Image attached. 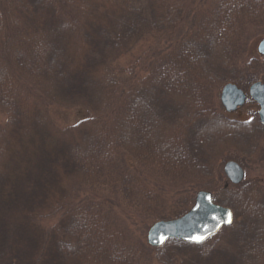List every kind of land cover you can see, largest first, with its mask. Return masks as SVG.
Segmentation results:
<instances>
[{
    "label": "trees",
    "instance_id": "16d2710c",
    "mask_svg": "<svg viewBox=\"0 0 264 264\" xmlns=\"http://www.w3.org/2000/svg\"><path fill=\"white\" fill-rule=\"evenodd\" d=\"M55 30L66 31L77 45L74 65L83 61L64 78L62 64L44 63L47 41L57 45L55 35L48 37ZM145 34L154 39L149 65L126 74L114 69V60ZM262 36L264 0H0V65L7 64L0 105L6 95L26 105L31 116L49 103L82 104L92 111L64 128L47 121L60 139L46 154L40 150L23 173H8L5 162L0 164V264H130L129 255L149 249L163 264H175L178 256L180 264H264V255L253 253L264 254V174L222 188L230 192L226 200L214 193L232 205L235 220L202 243L171 238L154 248L137 239L134 227L170 198L223 181L220 160L230 156L222 139L211 141L215 134L226 133L225 142L234 138L230 149L245 160L261 148L264 123L257 115L231 118L220 90L228 80L249 86L264 78V56L252 51ZM45 79L62 92H45ZM98 86L110 97L109 112L108 101L100 108ZM89 140L84 154L72 153ZM116 150L123 164L113 170L106 159ZM135 154L146 157L137 167L127 160ZM214 160L220 162L216 168ZM99 163L103 182L95 185L87 177L82 186V174L90 175ZM148 173L180 188L162 195V189L142 182Z\"/></svg>",
    "mask_w": 264,
    "mask_h": 264
},
{
    "label": "rangeland",
    "instance_id": "374dc122",
    "mask_svg": "<svg viewBox=\"0 0 264 264\" xmlns=\"http://www.w3.org/2000/svg\"><path fill=\"white\" fill-rule=\"evenodd\" d=\"M106 20L108 21L109 25L108 27H105L106 28L105 30L107 29L110 30L111 29L110 17H106ZM245 25H246V30H248L249 24L245 23L244 26ZM252 25L254 24H251L250 28L252 27ZM54 35L56 38L54 37ZM48 37L55 38L57 40V45L55 44L54 40H51V41L48 40L47 42L49 43V45L48 44L46 45L48 47L43 48L45 49L43 56L44 57L46 56L47 58V61H44V63L47 65L46 68H51L54 65L59 64V63L62 64L64 67V72H62L61 77L63 78L66 77L64 76L65 74L76 72L77 70L82 68L83 61L74 65L76 62L79 61V57L77 53L78 50H76L74 47L77 45L68 39L69 35L66 31L61 30V31L56 32L55 30L51 32ZM153 40L154 39L150 35L145 34L141 36L139 39H137L135 44H133L132 48L123 52L114 60L113 68L116 69L117 71H121L122 73L126 74L128 72V69H131L132 71L133 69L138 70L140 66H142V63H144L145 65H149V62L152 61V58H153V52H150V46ZM259 40L260 38H258L254 42L253 47H252L253 53L257 55L260 54L257 48ZM53 54H54V57H51V55ZM49 57L51 58L49 59ZM5 65L7 64L1 63L0 65V78H4L7 75V70H6ZM258 79L264 80L262 76L258 77L256 80ZM254 81H252L251 83H253ZM45 83L47 86L44 88L45 92H48L49 94L53 93L55 95H59L62 92L60 88L61 86L60 87L57 86L54 82H52L51 79L50 80L45 79ZM120 83L122 82L120 81ZM248 89H249V86L247 87L246 90L248 91ZM105 92L106 90L101 86L100 87L98 86L96 89V93H98V97H99L98 101L102 105L100 106V108L102 109L103 106L105 107L104 105L105 101H108L107 111L109 112L111 101H110V97H107V94ZM27 93L32 96L30 92H27ZM3 97L6 99L3 102L4 106L0 105V129H1L0 130V142H2L1 146L3 147L1 151L2 155H0V164L5 162V167L3 169L6 170L8 173H23L26 169H28V167L33 166L34 162L37 159L36 156H38L40 150H41V154L42 153L46 154V149L52 146L55 137L60 139V137L56 136V134L53 133V130L50 129L47 121H53V124L61 128H64L70 124L74 125L84 119H87L90 113L92 112V111L91 112L89 111L90 109H88L87 106L85 107L82 104L65 105L61 103H49L48 105H46V107H44V109H41L40 111H37L36 113H33L34 116H31V114L29 115L24 109L26 108V105L22 103H18V101L16 100V97L6 96V95ZM259 108L260 107H259L258 102L255 99L249 98L247 99L246 103L241 108H239L238 110L231 111L227 114L231 118L232 117L233 118L234 117L247 118L250 115H253L254 112L258 110ZM98 112H99V109H98ZM256 113L257 112H255V114ZM30 120L32 121L31 127L28 128L27 125H29ZM33 121H36V123H34ZM89 121H96V120L91 119ZM16 124L19 126L18 130L14 129V126ZM63 137H64V134H62V138L60 141H63ZM226 137H227L226 133L220 132L212 136V139H211V141H214V142H216V140L222 139V144L224 147L223 151L225 152L227 151V154L229 153L228 156H230V157H225V158L221 157V160H220L223 171H224L223 181L219 182L218 179L216 178L215 179L216 183L214 185H212V183L210 184L214 191L210 188L205 187V188H198V189L196 188L195 191L194 189H192L190 192H186L183 198L176 197V195H173V196L166 195V198L176 197L177 199L170 198L166 203L164 202L163 205L158 206L157 208H153L152 212L149 214L148 218L146 219L144 223H140L136 221L134 227H135V230H137V235H136V237L138 236L137 239L141 241H145L147 243L148 242L147 234H148V230L151 227V225L158 219L176 216L188 210L193 205L196 194L200 189L212 190L213 193H217L219 198H221L220 200H226L225 195H228L230 192H225L222 190V188L228 186L227 183H229V185L234 184L229 179L228 175H226L225 170H224V165L228 159L233 158L234 160H237L241 165H243L247 170V177L248 176L257 177L259 175L264 174V137L261 139V148L258 149V152L255 153L253 156H250L249 157L250 159L248 160L243 159L242 155L238 153L237 151L235 152L233 150L231 151L230 147L232 148L236 147V144H234V142L232 141L234 138L233 139L227 138V142H225L224 139ZM90 140L88 144H86L84 147L82 148L76 147L77 148L76 150L74 148L72 153H75V155L77 153L84 154L87 149V146H90L93 143ZM58 146L61 147L60 142H58ZM214 148H217L215 144H213L212 151ZM111 155H112L111 158L107 157L106 161L109 162L108 167L111 168L113 166L112 169L115 170L121 164H123V161L121 159L119 151L117 150L113 151L111 152ZM219 155H223V153ZM145 159L146 157L137 158L135 154L132 157L128 156L127 160L130 162V164L133 167H137L138 163H140V161H144ZM186 161L189 164L191 163V161L189 160H186ZM220 162L218 160H214L213 161L214 168H216L215 166L218 167ZM94 163H96V161ZM99 164L100 165H98L97 167H94V170L90 171V175L87 174L86 176V174H82V176L84 177L80 179L82 186L87 177L91 180L93 184L99 185V182L102 179V175H101L102 173L100 172V169H99V167H101V163ZM183 164H187V163L184 161ZM147 165L151 166L150 164H147ZM147 169H149V172H153L152 171L153 169H151L150 167H147L146 170ZM133 172H137V170ZM114 174L115 176H117V173L114 172ZM119 176H117L116 179L119 178ZM193 178L196 179L195 177ZM189 179H192V177H189ZM189 179L186 181V186L192 183V181H190ZM201 181H204V182L207 181L210 183L211 177L210 179H205V178L198 179V180L196 179V182H201ZM142 182H147V185H151V186L155 185L157 188H159V190L162 189L161 190L162 195L164 194V190H171V189L173 190L174 188L178 190V188H180L176 185V181H171V183H166V179L164 177H157V175L153 173L144 174V179ZM103 192L104 193H101L103 196L106 193H108V191L105 189ZM18 194L19 192L15 194V196ZM152 195H154L153 192H152ZM92 197H94V195L87 196V198L89 199ZM87 198L85 197V199ZM178 199L180 200L177 201ZM159 200L162 201L164 200V198L161 197L159 198ZM173 200H176V201L171 202ZM190 201L191 203L189 205H186ZM220 202L223 203L224 205H228L232 207V205L229 203H226L224 201L223 202L220 201ZM88 205H89V202H86L84 204V207H88ZM7 210L9 211V209ZM156 216L158 217L156 218ZM138 219L140 220V218ZM262 239L264 242V238ZM122 241L123 240H121V243L119 244L120 246H123ZM118 250H120V248ZM136 251L137 252H134V254L132 253L133 256L129 255L127 263H130V264H163L161 263V261H159L156 258L155 252L151 249L147 251L149 255H147V253L143 251L142 252L139 250H136ZM127 252L128 251L126 249L125 255L127 254ZM261 252L262 251L260 249L259 251L255 250V252L253 253L258 256L264 255V254H260ZM253 253H250L249 255L251 254L253 255ZM181 257L183 256H178L179 260H177L175 264H180V262L182 261ZM92 262L95 263L94 260H92Z\"/></svg>",
    "mask_w": 264,
    "mask_h": 264
},
{
    "label": "water",
    "instance_id": "95a60500",
    "mask_svg": "<svg viewBox=\"0 0 264 264\" xmlns=\"http://www.w3.org/2000/svg\"><path fill=\"white\" fill-rule=\"evenodd\" d=\"M257 48L264 54V37L259 40ZM250 92L261 105L259 113L264 121V81L253 82ZM245 97V91L235 82L229 81L222 87L221 99L228 110L241 106ZM224 169L233 182H239L245 176V170L237 160H227ZM229 214H231L232 223L234 220L232 207L215 202L210 190L201 189L197 192L193 205L185 213L154 222L148 231V240L154 245H161L170 237H179L193 242H196L193 237H204L203 240H205L223 225L230 224L227 223Z\"/></svg>",
    "mask_w": 264,
    "mask_h": 264
},
{
    "label": "flooded vegetation",
    "instance_id": "af4514ba",
    "mask_svg": "<svg viewBox=\"0 0 264 264\" xmlns=\"http://www.w3.org/2000/svg\"><path fill=\"white\" fill-rule=\"evenodd\" d=\"M263 80V79H262ZM229 81H232V82H235V83H237V85L239 86V87H241L244 91H245V94H246V97H245V101H244V103L241 105V106H239L238 108H236V109H234V110H238L239 108H241L245 103H246V101H247V99H255L256 101H257V99L250 93V87H249V89H248V91L246 90L247 89V87L248 86H243V85H241L238 81H236V80H228L227 82H229ZM227 82H225V83H227ZM220 101H221V103H222V105H223V107H224V109H225V111L227 112V113H229V112H231V111H234V110H228L227 108H226V106L224 105V103H223V101H222V99H221V90H220ZM258 102V101H257ZM258 104H259V107L261 108V105H260V103L258 102ZM260 108L258 109V110H256L255 112H257L256 114H255V112H254V114L253 115H250L249 117H247V118H243V117H234L235 119H238V120H248V119H250L252 116H254V115H257L258 116V118H259V120L260 121H262L263 123H264V121L262 120V118H261V115H260V113H259V110H260ZM233 118V117H232ZM243 168H244V170H245V176H244V178L241 180V181H239V182H233L231 179V181L234 183V184H238V183H241L245 178H246V175H247V170H246V168L243 166V165H241ZM228 185H229V183H227ZM234 220H235V214H234ZM234 220H233V222H234ZM232 222V223H233ZM171 238H177V239H181V240H184V241H186V242H190V241H187V240H185V239H182V238H178V237H171ZM171 238H169V239H171ZM211 238V237H210ZM168 239V240H169ZM167 240V241H168ZM208 240V239H207ZM166 241V242H167ZM165 242V243H166ZM148 243H149V241H148ZM164 243V244H165ZM190 243H193V242H190ZM150 244V243H149ZM156 247H160V246H156ZM218 262V261H217Z\"/></svg>",
    "mask_w": 264,
    "mask_h": 264
},
{
    "label": "snow or ice",
    "instance_id": "6c2138e0",
    "mask_svg": "<svg viewBox=\"0 0 264 264\" xmlns=\"http://www.w3.org/2000/svg\"><path fill=\"white\" fill-rule=\"evenodd\" d=\"M227 223H231V214H229V220L227 221ZM193 239L196 242H201L204 239V237H193Z\"/></svg>",
    "mask_w": 264,
    "mask_h": 264
}]
</instances>
